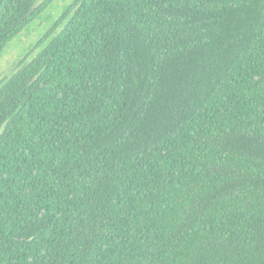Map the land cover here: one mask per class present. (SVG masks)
<instances>
[{
    "label": "trees",
    "instance_id": "1",
    "mask_svg": "<svg viewBox=\"0 0 264 264\" xmlns=\"http://www.w3.org/2000/svg\"><path fill=\"white\" fill-rule=\"evenodd\" d=\"M0 264H264V0L66 2L0 79Z\"/></svg>",
    "mask_w": 264,
    "mask_h": 264
},
{
    "label": "rangeland",
    "instance_id": "2",
    "mask_svg": "<svg viewBox=\"0 0 264 264\" xmlns=\"http://www.w3.org/2000/svg\"><path fill=\"white\" fill-rule=\"evenodd\" d=\"M41 1V0H38ZM69 0H52L42 11L40 17L32 21L21 34L12 40L0 54V79L9 74L23 53L31 47L35 40L52 26L59 17L63 6Z\"/></svg>",
    "mask_w": 264,
    "mask_h": 264
},
{
    "label": "water",
    "instance_id": "3",
    "mask_svg": "<svg viewBox=\"0 0 264 264\" xmlns=\"http://www.w3.org/2000/svg\"><path fill=\"white\" fill-rule=\"evenodd\" d=\"M0 2H1V0H0Z\"/></svg>",
    "mask_w": 264,
    "mask_h": 264
}]
</instances>
